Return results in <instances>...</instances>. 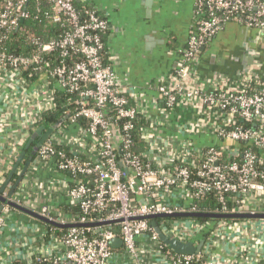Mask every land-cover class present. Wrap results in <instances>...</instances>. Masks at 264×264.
<instances>
[{"label": "built area", "instance_id": "2783aa9c", "mask_svg": "<svg viewBox=\"0 0 264 264\" xmlns=\"http://www.w3.org/2000/svg\"><path fill=\"white\" fill-rule=\"evenodd\" d=\"M30 1L0 0V188L29 137L43 127V115L57 110V92L76 96L78 107L66 111L63 123L40 146L14 197L1 195L27 207L29 174L39 178L46 172L44 183L39 179L33 183L36 190L50 197L65 192L81 213L67 217L64 206L50 203L38 211L27 208L57 224L84 227L52 235L49 241L54 252L34 251L29 259H14L12 264L20 260L35 264L36 257L38 264H264L259 248L264 244V219L200 222L169 218L157 224L169 239L196 246L205 238L203 249L195 255L174 253L147 219L202 213L201 203L212 193L219 195L221 203L213 214H264V74L231 91L186 90L183 84L224 22L264 30V0H196L200 17L181 52L178 84L158 88L154 110L133 102L108 51L105 62L100 33L109 31V21L96 10L82 19L74 0H38L34 14L43 15L56 28L54 35L48 40L27 36L31 49L26 54L4 48L17 31L27 32L22 23L36 26ZM183 99L199 100L221 117L204 132L211 137L209 144L195 147L165 133ZM138 119L147 122L140 129L145 146L134 154ZM239 121L256 128L243 127ZM81 175L95 177V181L85 182L78 178ZM227 194L232 195V208L226 202ZM2 207L0 231L12 210L9 203ZM27 232L34 230L27 227ZM39 233L40 240L46 241ZM118 238L122 244L113 246ZM216 242L230 246L227 251L233 258L219 261Z\"/></svg>", "mask_w": 264, "mask_h": 264}, {"label": "crops", "instance_id": "0c3cea01", "mask_svg": "<svg viewBox=\"0 0 264 264\" xmlns=\"http://www.w3.org/2000/svg\"><path fill=\"white\" fill-rule=\"evenodd\" d=\"M82 1L109 21L107 51L111 55L108 56L120 82L131 93L133 102L140 101L146 109L154 110V102L159 101L158 88L178 84L176 74L182 63L181 52L190 35L196 31L200 17L196 0ZM245 66L248 72L243 71ZM263 74L264 30L251 29L228 20L192 65L189 78L183 84L186 90L197 87L204 92L231 91L258 80ZM253 85L258 88L256 83ZM220 119L201 101L183 99L178 102L171 126L165 133L189 141L195 147L204 146L211 142V137L204 132ZM29 177L31 187L30 191H25L24 200L30 209L34 207L38 211L45 203L62 208L69 203L65 192L50 197L46 192L36 190L33 183L38 179L44 183L46 172L39 178L32 173ZM10 192L6 188L0 195L5 193L10 198ZM21 224L23 226L19 228ZM27 227L34 232L28 233ZM40 231L39 224L22 218L18 211L10 210L9 218L0 231L4 242L0 245V264H12L14 259H29L34 251L54 252L50 241L40 240ZM215 247L219 261L225 263L233 258L227 251H231L230 246L216 242ZM259 248L264 253V244Z\"/></svg>", "mask_w": 264, "mask_h": 264}, {"label": "trees", "instance_id": "16d2710c", "mask_svg": "<svg viewBox=\"0 0 264 264\" xmlns=\"http://www.w3.org/2000/svg\"><path fill=\"white\" fill-rule=\"evenodd\" d=\"M37 2H38V0H31L30 1L29 9L32 12V17H33V14L35 12L34 8H35V5ZM74 5L77 8V10L80 12L82 19H85L87 17V14L89 12H91L92 10H94L90 5H88L86 2H83L82 0H74ZM42 7L44 8V5H42ZM35 17H38V18L36 19ZM32 20L37 21V24L35 27H33V28L29 27L32 24H30L28 21H26L25 23H22V27H25L27 32L23 35L21 31H17L12 40H8L7 42H5L3 44L4 48L8 49V51L10 53H17V54L24 53V54H26L27 52H29L31 49L29 42L27 40V36H29V35L30 36L36 35L37 37H39L43 40H48L51 36L54 35V32H55L54 29H56V28L49 26L47 24V21L43 17V15L37 16L36 14H34V17L32 18ZM56 31L59 34L60 31H58V30H56ZM108 33L109 32L100 33L102 42L105 45V49L102 53V55H104V58L106 60L105 62L108 61L107 55H106ZM75 99H77V97L72 95V94H69V93L64 92V91H58L56 98H55V101L57 104V110L54 112L45 113L43 115V121L41 122V126H43L46 129H49L52 126H54L56 123H58L60 120L65 119L67 110H75L78 107L76 105V103L74 102ZM239 124L242 125L243 127H250L251 126V127L256 128L254 125H250L247 122H243V121H239ZM145 125H147V122L144 119H138L135 123V129L133 131L134 140L136 142V146L133 149L134 154H140V152L144 149L145 145H144L143 140L140 137V129H141V127H144ZM228 147H232V145L229 144ZM24 151H25V148L23 149L22 152H24ZM30 154H31V149H28L26 151V157L29 156ZM21 168H22V165H21L20 169ZM64 176L72 178V175L69 173L68 174L66 173ZM78 178L83 179L85 182L86 181H91V182L95 181V177H85L84 175L78 176ZM16 179H17V174L13 177L11 182H14ZM2 189H3V187L0 188V193L2 192L1 191ZM226 202L230 208L233 207L231 194L226 195ZM220 206H221V203L219 200V195L212 193V194L208 195L206 200H204L201 203L200 208H201L202 213L213 214L217 211L218 208H220ZM12 209L20 212L19 210L15 209L13 207H12ZM64 213L67 217H71L72 214L81 213V208L77 204L68 203L64 206ZM20 215L24 219H27L29 221H32L34 223L39 224L41 226V232L45 235V237L48 241L51 240L52 235L59 236V235L63 234L67 229V228H62V227H58V226H55V225H52L49 223L42 222V221L37 220V219H35V218H33L27 214H24L22 212H20ZM179 219H186V218H179ZM191 219H193L195 221H200V222L222 221V220H218V219H209V218H191ZM148 220L151 224L153 221H155L157 224H159L160 222H164V221L172 220V219L157 218L155 220H153V219H148ZM235 221H237V220H235ZM39 260H40L39 257H36L34 260V263L38 264ZM14 264H28V263L20 260V261H16Z\"/></svg>", "mask_w": 264, "mask_h": 264}, {"label": "water", "instance_id": "95a60500", "mask_svg": "<svg viewBox=\"0 0 264 264\" xmlns=\"http://www.w3.org/2000/svg\"><path fill=\"white\" fill-rule=\"evenodd\" d=\"M260 30V29H258ZM249 63H252L251 60H249ZM243 71L248 72V68L245 66L243 68ZM63 123V120H60L58 123H56L54 126H52L50 129L45 130L44 127H40L33 135L31 136L30 140L28 141L27 145L25 146V151L22 152L20 157L18 158L15 167L11 171L7 182L2 192L6 191L7 185L12 183L13 177L17 174L16 182L11 189L10 196L14 195V193L17 191L18 186L23 182L24 177L29 172L34 160L37 157L38 150L40 146L49 138V136L57 129L58 126H60ZM28 149H31V154L27 156V161L25 163V166L20 171L21 173H18L19 168L23 164L24 160L26 159V151ZM0 202L1 203H9L11 207L19 210L20 212L27 214L37 220H40L45 223H49L58 227L62 228H73V227H79L80 225H60L56 222L49 220L40 214L36 213L35 211L30 210L27 207L21 206L19 204L8 202V200L2 195H0ZM3 207L0 206V215L2 213ZM157 218H209V219H218V220H253V219H264V214H250V213H243V214H209V213H195V214H173V215H160V216H152L148 217L147 219H157ZM152 226L156 229V232L159 234L160 239L169 246L174 253L178 255H195L199 253L204 245H205V238L200 241L198 245H194L192 243H183L179 241L178 239H169L167 238L158 228V225L155 221L152 222ZM84 227V226H80ZM122 244L121 239H115L113 241V246H120Z\"/></svg>", "mask_w": 264, "mask_h": 264}, {"label": "rangeland", "instance_id": "374dc122", "mask_svg": "<svg viewBox=\"0 0 264 264\" xmlns=\"http://www.w3.org/2000/svg\"><path fill=\"white\" fill-rule=\"evenodd\" d=\"M27 160H28V159H27V157H26V159L24 160V162H23V164H22V168L25 166V163H26ZM22 168H21V169L19 168L18 173H21L20 171L22 170ZM26 178H27V176L24 177V179H26ZM24 179H23V180H24ZM15 182H16V180H15L14 182H12V183L9 185V187H8V190H9V191H11V189L13 188ZM19 187H20V185L18 186V189H19ZM22 189L25 190L24 187H22Z\"/></svg>", "mask_w": 264, "mask_h": 264}]
</instances>
